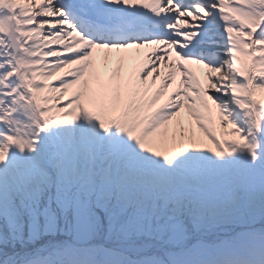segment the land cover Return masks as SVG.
I'll return each mask as SVG.
<instances>
[{
	"label": "snow or ice",
	"instance_id": "snow-or-ice-1",
	"mask_svg": "<svg viewBox=\"0 0 264 264\" xmlns=\"http://www.w3.org/2000/svg\"><path fill=\"white\" fill-rule=\"evenodd\" d=\"M257 218L264 0H0V264H264L204 239Z\"/></svg>",
	"mask_w": 264,
	"mask_h": 264
},
{
	"label": "rangeland",
	"instance_id": "rangeland-1",
	"mask_svg": "<svg viewBox=\"0 0 264 264\" xmlns=\"http://www.w3.org/2000/svg\"><path fill=\"white\" fill-rule=\"evenodd\" d=\"M257 218V222L251 221L247 224H232L227 227V229L216 230V235H210L204 237V239L210 244H221L228 241L231 237L236 236L238 233L255 230H264V220ZM195 242V241H193ZM37 247L42 246L40 243L36 245Z\"/></svg>",
	"mask_w": 264,
	"mask_h": 264
},
{
	"label": "trees",
	"instance_id": "trees-1",
	"mask_svg": "<svg viewBox=\"0 0 264 264\" xmlns=\"http://www.w3.org/2000/svg\"><path fill=\"white\" fill-rule=\"evenodd\" d=\"M254 222H257V219L253 220ZM260 221H263V220H260ZM40 247V246H39Z\"/></svg>",
	"mask_w": 264,
	"mask_h": 264
}]
</instances>
